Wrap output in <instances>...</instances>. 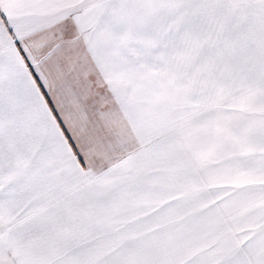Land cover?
Masks as SVG:
<instances>
[{
	"label": "snow or ice",
	"instance_id": "1",
	"mask_svg": "<svg viewBox=\"0 0 264 264\" xmlns=\"http://www.w3.org/2000/svg\"><path fill=\"white\" fill-rule=\"evenodd\" d=\"M0 264H264V0H0Z\"/></svg>",
	"mask_w": 264,
	"mask_h": 264
}]
</instances>
